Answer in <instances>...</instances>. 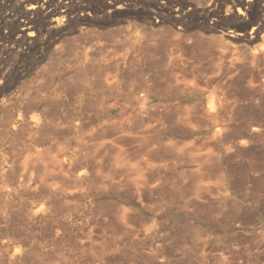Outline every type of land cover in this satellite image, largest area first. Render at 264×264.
Segmentation results:
<instances>
[{
	"label": "rangeland",
	"instance_id": "1",
	"mask_svg": "<svg viewBox=\"0 0 264 264\" xmlns=\"http://www.w3.org/2000/svg\"><path fill=\"white\" fill-rule=\"evenodd\" d=\"M45 1L0 0V264H264V42Z\"/></svg>",
	"mask_w": 264,
	"mask_h": 264
},
{
	"label": "bare ground",
	"instance_id": "2",
	"mask_svg": "<svg viewBox=\"0 0 264 264\" xmlns=\"http://www.w3.org/2000/svg\"><path fill=\"white\" fill-rule=\"evenodd\" d=\"M2 1V0H1ZM8 1V0H7ZM27 1V0H26ZM48 1V0H47ZM45 1V2H47ZM122 1V0H121ZM163 2V0H160ZM210 1V0H208ZM24 2V1H23ZM41 2V1H40ZM40 2H36L33 4H29V8H28V13H34L36 11V9L38 8V3ZM54 2V1H53ZM118 2V0H117ZM6 3V2H5ZM27 3V2H26ZM49 3V2H48ZM165 3V2H164ZM47 4V3H46ZM51 4V3H50ZM54 4V3H53ZM52 4V6H53ZM209 4V3H208ZM2 5V4H1ZM7 5V3H6ZM22 5V4H21ZM28 5V4H27ZM116 5V4H115ZM118 5V4H117ZM164 5V4H163ZM162 5V7H163ZM3 6V5H2ZM14 6V5H13ZM18 6V5H17ZM57 6V5H56ZM106 6V5H105ZM4 7V6H3ZM11 7V6H10ZM22 7V6H21ZM26 7V6H25ZM42 8H44L43 6H41ZM47 7V6H46ZM51 7V6H50ZM59 7V6H58ZM61 8L63 6H60ZM65 7V6H64ZM63 7V8H64ZM161 7V6H160ZM161 7V8H162ZM160 8V9H161ZM169 8V7H167ZM5 9V8H4ZM6 9H9L8 7ZM51 9V8H50ZM58 9V8H57ZM107 9V8H105ZM165 9V8H164ZM171 9V8H170ZM62 10V9H60ZM67 10V9H66ZM262 10H264V2L263 4H259V2L257 0H211L210 4H209V9L206 13V18L207 20H209V27L208 30L211 33H218L221 36H228L229 38H239V39H243V41H249L250 42H254L257 40H260L262 42H264V31L263 30V24H264V19H259L258 18V13ZM55 11V10H54ZM105 11V10H103ZM108 11V10H107ZM15 12V11H14ZM18 12V11H17ZM39 12V11H38ZM65 12V11H64ZM86 12V11H84ZM171 12V11H170ZM27 13V12H26ZM40 13V12H39ZM54 13V12H53ZM111 13V12H110ZM156 13V12H155ZM173 13V12H172ZM179 13V12H178ZM5 14V13H4ZM22 14V13H20ZM42 14V13H41ZM49 14V13H47ZM171 14V13H170ZM180 14V13H179ZM10 15V14H9ZM30 15V16H31ZM51 15V14H50ZM49 15V16H50ZM2 16V15H1ZM8 16V15H7ZM35 16H37L35 14ZM41 16V15H40ZM38 16V17H40ZM52 16V15H51ZM55 16V14H54ZM53 16V17H54ZM58 16V15H57ZM65 16V14H64ZM16 17V16H15ZM14 17V18H15ZM19 17V16H18ZM23 17V16H21ZM20 17V18H21ZM42 17V16H41ZM46 17V16H45ZM44 17V18H45ZM158 17V16H157ZM230 18L229 20H227V18ZM8 18V17H7ZM12 18V17H11ZM26 18V17H25ZM23 18V19H25ZM28 18V17H27ZM37 18V17H35ZM58 18V17H57ZM62 18V17H61ZM182 18V17H180ZM1 19V17H0ZM4 19V18H3ZM38 19V18H37ZM41 19V18H40ZM46 19V18H45ZM44 19V20H45ZM64 19V18H63ZM177 19V17H176ZM5 20V19H4ZM22 20V19H21ZM35 20V19H34ZM59 20V19H58ZM157 20V19H156ZM16 21V20H15ZM18 21V20H17ZM20 21V20H19ZM23 21V20H22ZM33 21V20H32ZM43 21V20H42ZM53 21V20H52ZM3 22V21H2ZM30 22V21H29ZM35 22V21H34ZM27 23L25 21V23L22 25L21 31L26 34L29 38L35 37L33 36L34 34V26L33 23ZM47 22V21H46ZM154 22V21H153ZM179 23V21H177ZM181 22V21H180ZM10 23V22H9ZM8 23V24H9ZM13 23V22H12ZM11 23V24H12ZM15 23V22H14ZM175 23V22H174ZM17 24V23H16ZM36 24V23H35ZM45 24V23H44ZM49 24V23H48ZM52 24V23H51ZM5 25V24H4ZM20 25V24H19ZM182 25V24H181ZM21 26V25H20ZM46 26V25H45ZM48 26V25H47ZM51 26V25H50ZM176 26V25H175ZM177 26H180L177 25ZM183 26V25H182ZM49 27V26H48ZM59 27V26H58ZM2 28V27H1ZM5 28V27H4ZM2 28V29H4ZM7 28V27H6ZM16 28V27H15ZM20 28V27H19ZM18 28V29H19ZM42 28V27H41ZM44 28V27H43ZM7 30V29H6ZM11 29H9L10 32ZM36 30V29H35ZM2 32V31H1ZM50 32V31H49ZM16 34V33H15ZM53 34V33H52ZM10 35V34H9ZM42 35V34H41ZM12 36V34H11ZM38 36V34H37ZM40 36V35H39ZM44 36V35H43ZM3 37V36H2ZM8 37V35H7ZM15 37V36H13ZM21 37V36H20ZM17 38V37H15ZM27 38V37H26ZM44 37H42L43 39ZM6 39V38H5ZM23 39V38H22ZM35 39V38H33ZM41 39V38H40ZM3 40V39H1ZM0 40V41H1ZM12 40V39H11ZM20 40V39H19ZM32 40V39H31ZM5 41V40H4ZM9 41V40H8ZM26 41H28L26 39ZM36 41V40H35ZM39 41V40H38ZM44 41H46L44 39ZM18 42V41H17ZM24 43V42H23ZM29 43V42H28ZM34 43V42H33ZM45 43V42H44ZM217 43V42H216ZM247 43V42H245ZM31 44V43H30ZM36 44V42H35ZM38 44V42H37ZM46 44V43H45ZM12 45V43H11ZM17 45V44H16ZM23 45V44H22ZM26 45V44H25ZM28 45V44H27ZM33 45V44H32ZM30 45V46H32ZM39 45V44H38ZM42 45V44H41ZM40 45V46H41ZM44 45V44H43ZM42 45V46H43ZM6 46V45H5ZM47 46V45H46ZM35 47V45H34ZM39 47V46H38ZM15 48V47H14ZM32 48V47H31ZM42 48V47H40ZM224 48V47H223ZM226 48V47H225ZM34 49V48H33ZM36 49V48H35ZM34 49V50H35ZM39 49V48H38ZM46 49V48H44ZM15 50V49H13ZM25 50V49H24ZM28 50V49H27ZM263 51V49H261ZM37 51V49H36ZM43 51V50H42ZM9 52V51H8ZM238 52V51H237ZM264 52V51H263ZM38 53V52H37ZM23 54V53H22ZM262 54V53H260ZM256 52H252V58H257ZM2 56V55H1ZM250 56V55H249ZM246 58V57H245ZM244 58V59H245ZM1 60V59H0ZM250 60V59H249ZM1 62V61H0ZM3 62V60H2ZM2 78V76L0 77ZM1 80V79H0ZM211 102V101H210ZM209 104V103H208ZM210 105V104H209ZM25 110V109H24ZM27 110V109H26ZM42 112V111H41ZM20 117V116H19ZM18 119V118H17ZM21 119V118H19ZM13 127V126H12ZM14 128V127H13ZM64 166V165H63Z\"/></svg>",
	"mask_w": 264,
	"mask_h": 264
}]
</instances>
